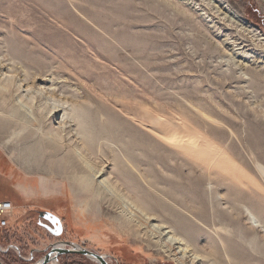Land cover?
<instances>
[{
  "label": "rangeland",
  "instance_id": "374dc122",
  "mask_svg": "<svg viewBox=\"0 0 264 264\" xmlns=\"http://www.w3.org/2000/svg\"><path fill=\"white\" fill-rule=\"evenodd\" d=\"M3 74L0 200L15 207L4 264L65 242L109 264H264V0H0ZM95 114L115 143L86 146ZM50 138L104 188L82 195L58 166L21 170L14 159H46ZM121 159L138 189L116 178ZM45 212L61 237L41 226Z\"/></svg>",
  "mask_w": 264,
  "mask_h": 264
},
{
  "label": "bare ground",
  "instance_id": "6f19581e",
  "mask_svg": "<svg viewBox=\"0 0 264 264\" xmlns=\"http://www.w3.org/2000/svg\"><path fill=\"white\" fill-rule=\"evenodd\" d=\"M9 79H11L10 77H8V76H6L5 74H3V77H0V81L2 82V81H5V83H4V86H6L8 83H10V80ZM12 80V79H11ZM13 81V80H12ZM22 87V86H21ZM20 86H19V88H21ZM38 94H40V97L41 96H43V95H47L48 93H47V90H46V88H41V89H39V92H38ZM45 98V97H44ZM43 98V99H44ZM60 104V103H59ZM54 105H56V104H54ZM58 106V105H57ZM49 109V108H48ZM68 110V109H67ZM59 112H64V110H58L54 115L55 116H58V114L57 113H59ZM67 112V111H66ZM64 115H66V114H64ZM50 116V115H49ZM67 116V115H66ZM65 117V116H64ZM77 117V116H76ZM86 117V116H85ZM71 118V117H70ZM88 118V117H87ZM56 119V118H55ZM75 119V118H74ZM63 121V123L64 124H62L63 126H62V128H61V132H64L63 130H64V127H65V119L63 118L62 119ZM76 120V119H75ZM90 121H92L93 122V124L94 125H92V134H91V140L88 142V143H85L86 144V146H88L89 145V147H95V146H97V145H100V143H99V140L100 139H103V138H112L113 139V142H111V143H115V138H116V130H115V128L113 127V126H111V123L110 124H108L107 122H105V121H103L99 116H96V114L94 115V116H92L91 117V119H90ZM46 122V121H45ZM68 123V122H67ZM72 123V122H71ZM98 123H100V124H98ZM9 124V123H8ZM52 124H54V123H52ZM69 124V123H68ZM75 126H77L76 128L78 129V128H82L83 129V126L81 125V123H76V124H74ZM91 125V124H90ZM69 126V125H68ZM163 126H164V124H163ZM169 126L170 125H168V128H169ZM165 127L167 128V126H166V124H165ZM71 128H72V125H71ZM175 128V127H174ZM178 128V127H177ZM176 128V130H178ZM60 129V128H59ZM58 130V129H57ZM74 130V129H73ZM119 130V129H118ZM160 130H162V129H160ZM159 130V131H160ZM170 130V129H169ZM175 130V129H174ZM174 130L172 129V131L174 132ZM175 130V131H176ZM84 131V130H83ZM162 131H164V130H162ZM162 131H160L161 133H162ZM166 131V130H165ZM167 131H168V129H167ZM179 131V130H178ZM61 132H58L57 131V133L58 134H60ZM69 132V131H68ZM78 132V131H77ZM66 133H67V131H66ZM74 133V132H73ZM82 133V131H80V134ZM170 133H171V130H170ZM177 133V132H176ZM63 134V133H62ZM79 136H80V134L79 133H77ZM120 134V133H119ZM169 134V133H168ZM69 135V134H68ZM74 135H76L75 133H74ZM115 135V136H114ZM174 135V134H173ZM24 136V135H23ZM48 136V135H47ZM77 136V135H76ZM75 136V137H76ZM120 136V135H119ZM122 136V135H121ZM29 138V137H28ZM53 138V137H52ZM57 138H59L60 139V137H57ZM73 138V137H72ZM72 138H70V139H72ZM42 139V138H41ZM51 139V138H50ZM76 139V138H75ZM111 139V140H112ZM118 139V138H117ZM116 139V140H117ZM72 140H74V139H72ZM71 140V141H72ZM80 140V139H79ZM121 140V139H120ZM41 141V140H40ZM51 141H52V139H51ZM82 141V140H81ZM124 141V140H123ZM35 142H37L36 140H35ZM49 142V141H48ZM53 142V141H52ZM52 142H50V143H48L49 145H46L45 144V146H43V149L45 150V148H50L51 150H52V147L54 148V150H53V152H51V154L49 155V157H47L46 159L41 155V151H40V155H41V157H39V156H36V154H38L39 153V151L37 150V151H29V156H27V158H25V157H22V158H16V159H14L15 161H16V163L19 165V167H20V169L21 170H23V171H25V172H38L39 170H41V168H42V170H44V168H45V171L46 170H48V169H54V168H57V167H55V166H58V168L61 170V172L63 171V172H67V176H68V181L69 182H71V184H72V186H73V188H75V189H77V190H80V192H81V194L82 195H86V194H89L92 190H93V188H95V190H96V188H97V190L98 191H101L103 188H102V186L101 185H98V182L96 181V179H98V178H102L103 177V174H102V172H94V174H90L88 171H86V169H85V166H84V162L82 161V160H84L83 158L81 159L78 155H77V153H76V156L75 157H73V154H72V157H73V159L69 162L68 161V163H64L62 160L64 159V158H61V157H59L60 156V153H62L63 152V148H62V146L58 143V142H53V146H52ZM74 142V141H73ZM77 142V141H76ZM101 142V141H100ZM102 142H104V141H102ZM101 142V143H102ZM40 143V142H39ZM75 143V142H74ZM110 143V142H109ZM117 143V142H116ZM120 143V142H119ZM122 143V142H121ZM37 144V143H36ZM42 144V143H41ZM73 144V143H72ZM81 144V143H80ZM43 145V144H42ZM70 145H71V143H70ZM105 145V144H104ZM107 145V144H106ZM119 145V144H118ZM23 146V145H22ZM74 146V145H73ZM84 146V145H83ZM108 146V145H107ZM107 146L105 147V148H107ZM114 146V145H113ZM35 147H37V146H35ZM110 147V146H109ZM42 148V147H41ZM86 148V147H85ZM104 148V149H105ZM113 147H110L109 149H105V150H107V151H109L116 159H117V154H116V152L112 149ZM117 148V147H116ZM122 149V148H121ZM23 150V149H22ZM28 150V149H27ZM32 150V149H31ZM42 150V149H41ZM78 150H80L79 148H78ZM89 150V149H88ZM125 150L126 149H124V152H125ZM26 151V150H25ZM46 151V150H45ZM74 151V150H73ZM87 151V150H86ZM72 152V151H71ZM70 152V153H71ZM77 152V151H76ZM79 152V151H78ZM84 152V151H83ZM120 152V151H119ZM123 152V153H124ZM127 152V151H126ZM87 153V152H86ZM122 153V152H121ZM84 154V153H83ZM28 155V154H27ZM46 155V154H45ZM71 155V154H70ZM74 155H75V153H74ZM36 156V157H35ZM68 156V155H67ZM71 157V158H72ZM122 157V156H121ZM43 158V159H42ZM93 158V157H92ZM91 158V159H92ZM44 159H45V161H44ZM105 159V158H104ZM118 159H119V157H118ZM68 160V159H67ZM125 159H121L120 161V165H122L123 167H122V170H121V172H120V174H115L116 175V178L118 179V180H120V182L122 181V184H125L123 181H125L126 180V182H127V180H129V186H134L135 188H139L138 186H140V184L138 183V180H137V178H136V175H135V171L133 172L130 168H129V166H128V164H127V162L126 161H124ZM133 160V159H132ZM13 161V160H12ZM131 161V160H130ZM83 162V163H82ZM87 162H89V159H88V161ZM132 162V161H131ZM15 163V164H16ZM110 163V162H109ZM89 164H90V162H89ZM91 164H94V163H91ZM114 164V163H113ZM99 166V165H98ZM88 168V167H87ZM90 168V167H89ZM88 168V169H89ZM97 168V167H96ZM91 169V168H90ZM114 169V168H113ZM71 170V171H70ZM58 171V170H57ZM42 172H44V171H42ZM41 172V173H42ZM50 172V171H49ZM59 172V171H58ZM52 173V172H51ZM79 173L81 174V173H83L82 175H80L79 176ZM50 174V173H49ZM99 174H100V176H99ZM102 174V175H101ZM51 175V174H50ZM55 175V174H54ZM57 175V174H56ZM55 175V176H56ZM114 175V174H113ZM49 176V175H48ZM111 177H112V175H111ZM51 178V177H50ZM64 178V177H63ZM108 178L110 179V176L108 175ZM115 179V178H114ZM125 179V180H124ZM117 182V181H116ZM105 186H106V188H105V190H106V192L107 193H111V194H113L112 192L114 191L113 189H111V187L109 186V183H107V182H105ZM116 186V185H115ZM127 186H128V184H127ZM118 187V186H117ZM124 187V186H123ZM118 190V189H117ZM116 193V192H115ZM127 193H128V195L129 194H136L137 196H138V194H137V192H135V191H133L130 187H127ZM139 193V192H138ZM122 194V193H121ZM117 195V194H116ZM123 195V194H122ZM126 195V194H125ZM95 197H96V195H95ZM128 198V197H127ZM95 199V198H94ZM110 200H111V198H110ZM114 200H118V199H114ZM96 201V200H95ZM117 202V201H116ZM115 202V203H116ZM143 204V203H142ZM142 207L144 208V206L142 205ZM145 209V208H144ZM249 211V210H248ZM250 215H251V220L252 221H254V215L252 214V213H250V212H248ZM255 226H257V224H256V221L253 223ZM164 235V234H163ZM58 246V248L59 249H64V248H67L65 245H63V244H60V245H57ZM76 246V249H79V248H81V247H78L77 245H75ZM0 249H1V247H0ZM5 252V251H4ZM96 263V262H95ZM49 264H59L58 262H57V260H55L54 258H52L51 260H50V263Z\"/></svg>",
  "mask_w": 264,
  "mask_h": 264
},
{
  "label": "water",
  "instance_id": "95a60500",
  "mask_svg": "<svg viewBox=\"0 0 264 264\" xmlns=\"http://www.w3.org/2000/svg\"><path fill=\"white\" fill-rule=\"evenodd\" d=\"M40 218L45 221V223H41V226L52 236L59 238L64 234L63 223L59 217L55 216L52 213L45 212L40 214ZM60 244L65 245L67 248L59 249L57 245ZM60 244L53 245L50 251L45 255V257L36 264H49L52 258L58 261L59 257L65 255L83 256L98 264H109L106 256L96 254L83 248L76 249V246L74 244L68 242ZM0 264L4 263L0 260Z\"/></svg>",
  "mask_w": 264,
  "mask_h": 264
},
{
  "label": "built area",
  "instance_id": "2783aa9c",
  "mask_svg": "<svg viewBox=\"0 0 264 264\" xmlns=\"http://www.w3.org/2000/svg\"><path fill=\"white\" fill-rule=\"evenodd\" d=\"M15 210L13 203L9 201H0V229H5L9 226V219ZM34 256L29 259H24L25 261H31Z\"/></svg>",
  "mask_w": 264,
  "mask_h": 264
},
{
  "label": "trees",
  "instance_id": "16d2710c",
  "mask_svg": "<svg viewBox=\"0 0 264 264\" xmlns=\"http://www.w3.org/2000/svg\"><path fill=\"white\" fill-rule=\"evenodd\" d=\"M65 256H68V255H65ZM65 256H63V257H65Z\"/></svg>",
  "mask_w": 264,
  "mask_h": 264
},
{
  "label": "crops",
  "instance_id": "0c3cea01",
  "mask_svg": "<svg viewBox=\"0 0 264 264\" xmlns=\"http://www.w3.org/2000/svg\"><path fill=\"white\" fill-rule=\"evenodd\" d=\"M0 201H3V200H0Z\"/></svg>",
  "mask_w": 264,
  "mask_h": 264
}]
</instances>
